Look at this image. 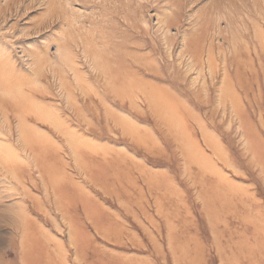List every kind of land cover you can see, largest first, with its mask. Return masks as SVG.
Returning <instances> with one entry per match:
<instances>
[{
	"label": "rangeland",
	"instance_id": "374dc122",
	"mask_svg": "<svg viewBox=\"0 0 264 264\" xmlns=\"http://www.w3.org/2000/svg\"><path fill=\"white\" fill-rule=\"evenodd\" d=\"M262 74L264 0H0V264H264Z\"/></svg>",
	"mask_w": 264,
	"mask_h": 264
},
{
	"label": "crops",
	"instance_id": "0c3cea01",
	"mask_svg": "<svg viewBox=\"0 0 264 264\" xmlns=\"http://www.w3.org/2000/svg\"><path fill=\"white\" fill-rule=\"evenodd\" d=\"M99 148H104V147H102V146H100ZM48 152H52L51 150H49ZM53 153H55V152H52L51 154H53ZM46 153H43V155H42V162L44 163V165H45V161L43 160L44 159V155H45ZM47 155V154H46ZM46 155H45V158H46ZM119 158H122L121 156H118ZM126 161V160H125ZM130 162H132V160L130 161ZM135 166V165H134ZM55 167V172H58V173H60L61 172V168L59 167V166H54ZM42 168H44V166L42 165ZM138 169V171H139V173L140 174H142V175H146L147 176V178L145 179V184L147 185V187H148V179H149V175L148 174H146V173H144L141 169H140V167L139 168H137ZM46 173V172H45ZM129 175H130V173H129V171L127 172ZM46 178H48V179H50L51 178V176L49 175V173H47L46 174ZM53 180V179H52ZM63 183H66L65 181L63 182ZM115 185H117V182H115L114 183ZM74 186H77L76 184H73ZM128 185V184H127ZM127 185H125V188H124V191H125V189H127ZM133 185V180L131 179V186ZM47 186V185H46ZM115 187H117V186H115ZM159 187H160V190L161 189H163L164 190V184L162 183V182H160L159 183V185H157V182H156V185H155V187H149L148 188V190H150L149 191V193H151V196H152V192H155V191H159ZM76 188V187H75ZM77 188H79V187H77ZM76 188V189H77ZM58 192H60V194H57L56 193V195L54 196L55 197V200H56V204L58 203V205L60 206V207H62L63 208V206L65 205V209L69 206V204L71 203L70 202V200L72 199L71 198V196H70V192H69V189L68 190H66L65 191V186H62L59 190H58ZM163 193V192H162ZM82 195V194H81ZM109 195H111V197H114L113 196V193H110ZM84 196V195H83ZM60 197V201L62 202V205H61V203L58 201V198ZM116 197V196H115ZM68 198H69V200H68ZM84 199V198H83ZM161 199H162V197H161ZM163 200V199H162ZM160 201V199H158V202ZM81 205L82 206V209H83V211L85 210V209H87V207H86V203L84 204V203H82V202H80L78 199H75V202H73V204H72V206H74V205ZM83 205H84V207H83ZM158 208H161V206H159L158 205ZM88 210V209H87ZM89 211V210H88ZM89 215H90V211H89V213H88ZM159 214V213H158ZM162 215V214H161ZM162 217V219H163V221H164V225H165V229H166V231H167V233L168 234H170V237H173V234H172V230L173 229H175V227H174V225H173V221H170V220H168V221H166V220H164V216H161ZM164 217V218H163ZM209 219H211V218H209ZM91 223L94 225V227H96V232H98L99 234L101 233V229H102V227H100V223H96V221L94 220V218H92L91 219ZM209 223H210V226L211 225H218V224H220V222L219 223H215V224H213L212 222H211V220H209ZM109 225H112L113 227L115 226L116 227V229L114 230V231H117V227H121L120 225H118L114 220H110L109 219ZM227 226V225H226ZM228 227V226H227ZM172 229V230H171ZM29 230H32L31 229V226H29ZM35 230H37L38 232H39V234H43V233H40V228L37 226V229H35ZM104 234V233H103ZM103 234H102V236H103ZM123 234H125V235H130L128 232H126V230L125 229H123L122 228V231L120 232V234H118V235H116L117 237H120V236H122ZM43 236V235H42ZM112 236H115V235H112ZM75 241H76V239H74ZM231 240H234V239H231ZM240 243V240L237 242V245ZM83 244V243H82ZM82 244H81V242H80V252L82 253ZM178 243H177V239H176V241H175V239L173 238V239H171V241H170V246L172 247V248H176L177 250H178V252H179V256H178V258H180V263H183V261L186 259V257H185V255H183V253H184V250L182 249L183 247H180V246H178L177 245ZM30 248V250H31V247H29ZM29 248H27V250L25 251L26 252V254L24 253V255H25V263L26 264H31L32 263V261H33V257H31L32 256V252H30V250H29ZM173 249V250H174ZM56 261L58 262L59 261V259H56ZM56 262V263H57ZM58 263H60V262H58ZM114 264H117V263H114ZM229 264V263H228Z\"/></svg>",
	"mask_w": 264,
	"mask_h": 264
},
{
	"label": "bare ground",
	"instance_id": "6f19581e",
	"mask_svg": "<svg viewBox=\"0 0 264 264\" xmlns=\"http://www.w3.org/2000/svg\"><path fill=\"white\" fill-rule=\"evenodd\" d=\"M124 51H126L127 52V50H124ZM254 64H256L257 66H259V69L261 68L260 67V62H254ZM263 75V74H262ZM245 75L238 69V71L236 72V82H237V85L238 86H246L247 88H248V90L250 91V89H251V91L250 92H252L253 91V88L254 87H256V92H259L260 93V86L259 85H257V84H255V82L253 83V84H247V82L244 80L246 77H244ZM264 76V75H263ZM264 80V79H263ZM13 84H15V83H13ZM16 85V84H15ZM230 91V90H229ZM230 93V92H229ZM227 96L228 97H231V98H234V96H235V94L233 95V94H227ZM236 97V96H235ZM256 99V102H258V100H257V98H255ZM172 102H170L169 104H171ZM16 104V103H15ZM20 105H23L22 103L20 104ZM23 106H26V105H23ZM3 107H4V105H3ZM7 107V106H6ZM26 107H28L30 110L32 109V107L31 106H26ZM4 111H5V108H4ZM6 112V111H5ZM4 112V113H5ZM30 112H32V111H30ZM237 112H238V109H237ZM10 114L12 115V116H18V113L16 112V110H14V111H10ZM162 120H164V122H167V121H165V119L163 118V116H162ZM31 150H33V149H30V152H31ZM47 150V149H46ZM47 151H49V150H47ZM38 153H40V152H38ZM38 158H39V155H38ZM37 160V159H36ZM40 236H42L41 234H39ZM42 243H43V241H42ZM42 243H41V241L40 242H38V244H40L41 246H42ZM31 247V246H30ZM29 250H30V248H29ZM30 252H32V253H34V250L32 249V247H31V250H30ZM84 252H82V254H83ZM81 254V253H80ZM57 259H59V256L58 257H56ZM55 261H56V259H55ZM31 264H52V261L51 260H49V258H46V260H45V262L40 258V256H39V254L38 255H36V258L35 257H33V261H32V263ZM58 264H60V263H58Z\"/></svg>",
	"mask_w": 264,
	"mask_h": 264
}]
</instances>
